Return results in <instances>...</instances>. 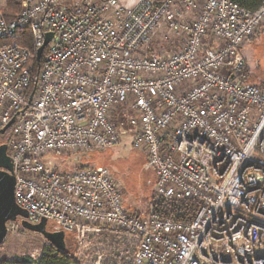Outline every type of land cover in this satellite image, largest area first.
I'll return each mask as SVG.
<instances>
[{
    "label": "built area",
    "instance_id": "1",
    "mask_svg": "<svg viewBox=\"0 0 264 264\" xmlns=\"http://www.w3.org/2000/svg\"><path fill=\"white\" fill-rule=\"evenodd\" d=\"M21 3L8 19L0 0V132L15 118L0 137L27 220L73 235L72 264H81L87 235L103 230L136 239L135 253L100 254L90 264H264V80L237 77L264 6ZM25 29L31 47L18 42ZM160 32L171 49L152 48ZM48 33L36 77L31 60ZM127 135L157 179L147 218L125 208L107 168L61 171L48 159L110 150Z\"/></svg>",
    "mask_w": 264,
    "mask_h": 264
},
{
    "label": "rangeland",
    "instance_id": "2",
    "mask_svg": "<svg viewBox=\"0 0 264 264\" xmlns=\"http://www.w3.org/2000/svg\"><path fill=\"white\" fill-rule=\"evenodd\" d=\"M137 1L122 0V3L126 7H131ZM163 33L157 34L152 44L153 49L159 50L161 46H165L167 49L172 48L161 41ZM241 53L249 73L247 81L260 84L264 80V26L243 46ZM48 159L52 160L61 171L73 170L78 167L97 168L102 166L107 168L111 177L119 184L125 208L144 218L149 217L150 207L156 197V175L148 164L146 153L132 147L131 135L125 136L122 143L111 150L83 154H56L49 156ZM48 230H52L51 223H48ZM68 237L71 238L70 244L73 245L74 253L76 250L74 236L66 235V238ZM86 239L83 254H78L81 264H90L100 254L109 256L113 254V251L132 256L137 245V240L125 232L110 233L103 230L101 233H90ZM48 244L49 242L42 235L29 232L18 223H10L9 235L0 248V262L4 259L10 261L27 259L31 264H34L37 260L39 261L43 249Z\"/></svg>",
    "mask_w": 264,
    "mask_h": 264
},
{
    "label": "water",
    "instance_id": "3",
    "mask_svg": "<svg viewBox=\"0 0 264 264\" xmlns=\"http://www.w3.org/2000/svg\"><path fill=\"white\" fill-rule=\"evenodd\" d=\"M53 39V34L48 33L46 35L44 45L37 51V60L40 61L45 48L50 44ZM33 100V94L30 97V102ZM15 118H13L0 134L5 135L8 129L14 124ZM16 175L14 173V167L11 157L8 154V145H0V248L4 245L8 237V224L15 223L22 218V227L32 233L42 235L46 241L52 244L59 250H65L66 234L65 232H52L48 230L47 220H42L40 224L33 225L29 223L28 212L21 208L17 202L16 195Z\"/></svg>",
    "mask_w": 264,
    "mask_h": 264
},
{
    "label": "trees",
    "instance_id": "4",
    "mask_svg": "<svg viewBox=\"0 0 264 264\" xmlns=\"http://www.w3.org/2000/svg\"><path fill=\"white\" fill-rule=\"evenodd\" d=\"M22 0H5V6L2 9L5 12V15L8 19L14 18L21 11ZM162 1V0H156ZM235 3L239 4L243 9L249 11H257L264 6V0H232ZM34 34L30 29L22 30L18 36V42L23 47H31L33 44ZM245 60V59H244ZM43 59L38 61L36 56L31 60V64L34 67V72L36 77H38L40 70L43 66ZM246 62L244 69L237 76L241 81L248 82V69L246 67ZM4 137H0V144L4 142ZM111 150V149H110ZM84 168V167H78ZM157 180V179H156ZM71 238H66L67 247L65 250H59L54 246H47L43 249V253L38 261V264H72V255H73V245L70 244ZM1 264H31L29 260H15L10 261L4 259L1 261Z\"/></svg>",
    "mask_w": 264,
    "mask_h": 264
},
{
    "label": "bare ground",
    "instance_id": "5",
    "mask_svg": "<svg viewBox=\"0 0 264 264\" xmlns=\"http://www.w3.org/2000/svg\"><path fill=\"white\" fill-rule=\"evenodd\" d=\"M261 8H262V7H261ZM261 8H260V9H261ZM257 11H258V10H257ZM14 173H15V171H14ZM15 175H16V174H15ZM19 206H20V205H19ZM27 219H28V218H26V220H27ZM22 220H23V219L20 218V221H21V222H22ZM45 220H46V219H45ZM27 221H28V220H27ZM28 222H29V221H28ZM41 222H42V221H41ZM41 222H40V223H41ZM29 223H30V222H29ZM40 223H39V224H40ZM33 225H37V224H33ZM8 230H9V224H8ZM8 235H9V232H8Z\"/></svg>",
    "mask_w": 264,
    "mask_h": 264
}]
</instances>
